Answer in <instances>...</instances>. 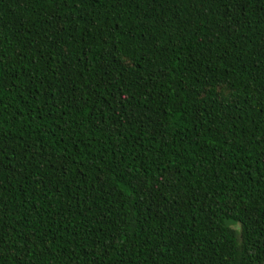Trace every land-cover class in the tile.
<instances>
[{"label":"trees","instance_id":"obj_1","mask_svg":"<svg viewBox=\"0 0 264 264\" xmlns=\"http://www.w3.org/2000/svg\"><path fill=\"white\" fill-rule=\"evenodd\" d=\"M0 264H264V0H0Z\"/></svg>","mask_w":264,"mask_h":264}]
</instances>
